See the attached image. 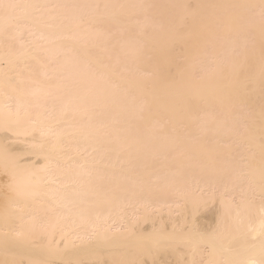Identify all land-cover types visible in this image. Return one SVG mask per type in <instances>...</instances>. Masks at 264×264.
Here are the masks:
<instances>
[{"label":"bare ground","instance_id":"bare-ground-1","mask_svg":"<svg viewBox=\"0 0 264 264\" xmlns=\"http://www.w3.org/2000/svg\"><path fill=\"white\" fill-rule=\"evenodd\" d=\"M0 264H264V0H0Z\"/></svg>","mask_w":264,"mask_h":264}]
</instances>
